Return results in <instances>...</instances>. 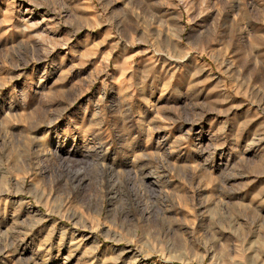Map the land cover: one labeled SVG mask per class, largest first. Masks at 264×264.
<instances>
[{
	"label": "rangeland",
	"instance_id": "rangeland-1",
	"mask_svg": "<svg viewBox=\"0 0 264 264\" xmlns=\"http://www.w3.org/2000/svg\"><path fill=\"white\" fill-rule=\"evenodd\" d=\"M0 264H264V0H0Z\"/></svg>",
	"mask_w": 264,
	"mask_h": 264
}]
</instances>
